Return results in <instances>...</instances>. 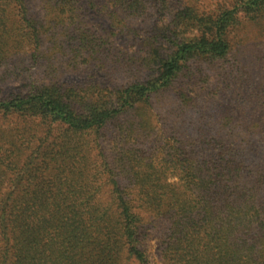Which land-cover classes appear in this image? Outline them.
I'll use <instances>...</instances> for the list:
<instances>
[{
	"label": "trees",
	"instance_id": "trees-1",
	"mask_svg": "<svg viewBox=\"0 0 264 264\" xmlns=\"http://www.w3.org/2000/svg\"><path fill=\"white\" fill-rule=\"evenodd\" d=\"M80 1L107 18L104 41ZM143 16L156 22L139 49L113 48ZM46 43L73 68L150 75L0 96V264H152L149 217L164 264H264V0H0L1 75L51 72ZM213 64L224 71L210 89ZM171 94V124L150 134ZM14 117L27 121L5 126Z\"/></svg>",
	"mask_w": 264,
	"mask_h": 264
},
{
	"label": "rangeland",
	"instance_id": "rangeland-1",
	"mask_svg": "<svg viewBox=\"0 0 264 264\" xmlns=\"http://www.w3.org/2000/svg\"><path fill=\"white\" fill-rule=\"evenodd\" d=\"M221 0H200L201 6L204 8L213 7L215 3H218ZM31 8L32 10H38L37 5L31 1ZM80 14L84 21L89 25V27L94 31L96 36H98L102 41L106 39L107 31L109 29V23L107 21V18L104 16H98L93 11L88 10L86 5L80 1ZM154 17H138V18H129L127 20L128 26L135 29L137 36L135 33H132L131 36H119L116 38V41H114L113 48H118L119 51H127V53H131L132 51L139 49V41L143 39V37L147 36L149 32L152 29V26L156 21H154ZM234 35L242 37L245 34H248V31L246 28H238L234 30ZM48 44L43 48V51L46 55V57H43L41 55V63L43 65H51L49 68L48 74H46L43 70L44 68H38L36 66H31V62H28L29 66L28 68L31 70L29 78H24L22 75L25 74V71H21L20 76H14V75H1L0 74V96H4L7 93H10L11 91H16L20 88H23L24 91H27L31 86L38 85L41 83H47L51 81H59V82H69V83H80V82H87V81H100L103 82L105 79H112L115 84L123 85L127 82L134 81L135 78L139 80L147 79L150 75V71L148 69H141L140 71L136 72H129L125 69H121L119 67H115L111 64L110 61H106L105 64L101 63L100 61L96 62V64H92L90 68L86 69L84 71V67L78 69L73 68L70 64L67 63L65 60H63L64 57L60 55V53L51 51L49 48H46ZM58 53V54H57ZM89 55V53H88ZM90 56V55H89ZM21 57V56H20ZM81 62V60H80ZM27 61H25V65H28ZM224 65V64H223ZM210 65H207L209 67ZM226 68H230L229 65H224ZM225 68V70H226ZM207 73L210 74V85L211 86H217L219 83V77L217 76V73L221 71L223 73L224 68L221 65H211L209 68L206 69ZM53 79V80H52ZM197 88H187L186 90L189 91L191 94H196ZM211 89V87H210ZM198 90V89H197ZM161 102L165 103L163 107V110L161 111L160 122L154 121L152 122V126L155 127L154 132H150V134H154L157 131L161 130V123L164 121L161 119H164L165 117H168L169 125L171 124V114L167 115L168 111H173L177 107V100L176 97L171 95H166V98L162 97ZM27 120L21 119L19 117H14L10 119L5 126H20ZM177 122V121H176ZM168 123V122H167ZM147 133V135H146ZM148 134L147 132H144L143 139L145 142L146 147H152V143L150 141L153 140L154 136ZM114 133L109 132L107 136L104 137L102 140V146L106 150L107 153H114L117 149V146L114 145ZM168 182L169 183H176L177 177L172 175L171 170L167 172ZM179 183V182H177ZM176 183V184H177ZM180 184V183H179ZM147 225L150 229V235L145 241L144 247L146 248L147 254L149 256V259L152 264H164L160 258L159 255V244L161 242V239L163 237L161 229H160V223L157 219L153 217H149L147 221Z\"/></svg>",
	"mask_w": 264,
	"mask_h": 264
}]
</instances>
